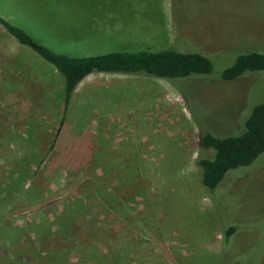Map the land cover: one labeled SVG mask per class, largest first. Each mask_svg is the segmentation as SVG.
<instances>
[{"label":"rangeland","instance_id":"1","mask_svg":"<svg viewBox=\"0 0 264 264\" xmlns=\"http://www.w3.org/2000/svg\"><path fill=\"white\" fill-rule=\"evenodd\" d=\"M96 1L0 0V16L58 54L170 48L212 72L94 73L60 126L61 76L0 26V264L48 258L53 238L55 264H264V154L213 191L196 166L202 132L239 135L264 104V72L220 79L264 53V0Z\"/></svg>","mask_w":264,"mask_h":264},{"label":"trees","instance_id":"2","mask_svg":"<svg viewBox=\"0 0 264 264\" xmlns=\"http://www.w3.org/2000/svg\"><path fill=\"white\" fill-rule=\"evenodd\" d=\"M90 1V9L93 14L97 10L96 0ZM103 0L99 5L106 6ZM96 3V4H95ZM0 26L15 41L28 47L42 60L50 64L63 80V116L60 126L64 122L67 108L72 96L87 77L94 73L99 74H122V75H147L169 82L176 79H184L195 75H209L212 72L211 61L199 52H178L172 49L151 50H122L112 51L92 56L74 57L65 54H58L51 49L42 46L34 40L23 29L10 24L0 17ZM264 72V53L250 52L239 55L235 62L226 68L220 75L225 82L234 81L245 73ZM245 130L236 136L217 137L209 133H201L199 137V149L201 152L211 151V158L201 155L196 161L200 171L201 185L207 191L215 190L229 171L240 167L251 165L256 159L264 154V104L256 105L244 122ZM53 147V145H52ZM63 215L67 214L65 211ZM234 226H228L223 232L226 243L234 235ZM53 253L48 258L37 257L29 262L15 261L7 264H55V259L62 245L51 239ZM29 245L23 253L35 251ZM60 250V251H59ZM29 256V255H28ZM30 257V256H29Z\"/></svg>","mask_w":264,"mask_h":264},{"label":"crops","instance_id":"3","mask_svg":"<svg viewBox=\"0 0 264 264\" xmlns=\"http://www.w3.org/2000/svg\"><path fill=\"white\" fill-rule=\"evenodd\" d=\"M1 17V16H0ZM1 18H3V17H1ZM4 19V18H3ZM4 20H6V19H4ZM7 21V20H6ZM2 28V27H1ZM3 29V28H2ZM4 30V29H3Z\"/></svg>","mask_w":264,"mask_h":264}]
</instances>
